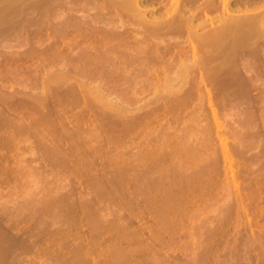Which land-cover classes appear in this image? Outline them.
<instances>
[{
	"label": "rangeland",
	"instance_id": "374dc122",
	"mask_svg": "<svg viewBox=\"0 0 264 264\" xmlns=\"http://www.w3.org/2000/svg\"><path fill=\"white\" fill-rule=\"evenodd\" d=\"M0 1V264H264V0Z\"/></svg>",
	"mask_w": 264,
	"mask_h": 264
},
{
	"label": "bare ground",
	"instance_id": "6f19581e",
	"mask_svg": "<svg viewBox=\"0 0 264 264\" xmlns=\"http://www.w3.org/2000/svg\"><path fill=\"white\" fill-rule=\"evenodd\" d=\"M50 1V0H49ZM117 1V0H116ZM132 2V0H127V1H123L122 0V2ZM135 1V0H134ZM174 1V0H173ZM218 1V0H217ZM224 2L226 1V0H223ZM1 2V1H0ZM9 2V1H8ZM31 2V1H30ZM118 2H121L120 0H118ZM192 2V1H191ZM198 2V1H197ZM134 3V2H133ZM172 3V2H171ZM208 3V2H207ZM123 4V7H124V5H125V3H122ZM131 4V3H130ZM213 4V3H212ZM216 4V3H215ZM36 5V4H35ZM55 5V4H54ZM120 5V4H119ZM133 5H135V4H133ZM200 5V4H199ZM214 5V4H213ZM228 5V4H227ZM239 5V4H238ZM3 6V5H2ZM245 6V5H244ZM54 7V6H53ZM120 8L122 7V5L121 6H119ZM177 7V6H176ZM226 7V6H225ZM13 8V7H12ZM130 8V7H129ZM128 8V9H129ZM202 8V7H201ZM122 9V8H121ZM124 9H125V7H124ZM170 9V8H169ZM178 9V8H177ZM193 9V8H192ZM198 9H199V7H198ZM226 9V8H225ZM129 10H133V8H131V9H129ZM135 11H137L136 10V8L134 9ZM139 10H140V8H139ZM203 10V9H202ZM216 10V9H215ZM7 11V10H6ZM191 11V10H190ZM200 11H201V9H200ZM1 12V11H0ZM127 12V11H126ZM176 12V11H175ZM202 12V11H201ZM125 13V12H124ZM129 13V12H128ZM179 13H180V11H179ZM185 13V12H184ZM195 13V12H194ZM173 15V14H172ZM182 15V14H181ZM180 15V16H181ZM205 15V14H204ZM264 15V14H263ZM171 16V15H170ZM193 16V15H192ZM236 16V15H235ZM239 16V15H238ZM253 16V15H252ZM138 17H140V16H138ZM178 18H179V16H177ZM182 17V16H181ZM249 17V16H248ZM183 18V17H182ZM182 18H180V19H182ZM193 18V17H192ZM218 18V17H217ZM240 18H241V16H240ZM239 17H237L236 19L235 18H231V21H229V19H228V22H227V20H226V23H224V24H222L223 26L221 27L220 26V28L219 29H216V30H214L213 32H210L209 34L208 33H205L203 36H198V35H195L194 34V36H193V38H195L196 40H197V42H198V40H199V42H203V43H205V42H207V43H210L211 45H213V46H216L218 49H219V47H223V46H225V45H227V44H230V45H235V44H239V43H241L242 41H244L245 39L249 42V41H251L252 39H253V41L255 42V40L256 39H258V38H260L261 37V33H263V32H261L262 31V29L263 28H261V26H263L262 25V21L260 20V18H256L255 16H254V18H256V19H254L253 17L252 18H241L240 19ZM135 19V18H134ZM140 19V18H139ZM148 19V18H147ZM173 19H175V16H174V18ZM185 19V18H184ZM253 19V20H252ZM258 19V20H257ZM187 20V19H186ZM190 20V19H189ZM199 20V19H198ZM255 20V21H254ZM141 21V20H140ZM171 21H172V19H171ZM181 21V20H180ZM214 21H216V20H214ZM142 22H144L145 23V21H142ZM192 22V21H191ZM221 22V21H220ZM134 23V22H133ZM194 23V22H193ZM148 24H149V22H148ZM159 24H160V22H158V25H157V27L159 26ZM161 24H163V23H161ZM161 24H160V26H161ZM171 24H172V22H171ZM209 24H210V22H209ZM146 25V24H145ZM170 25V24H169ZM174 25V24H173ZM189 25V24H188ZM196 25V24H195ZM221 25V24H220ZM172 26V25H171ZM190 26V25H189ZM205 26V25H204ZM191 27V26H190ZM167 28V27H166ZM183 28V27H182ZM215 28V27H214ZM188 29V28H187ZM163 30V29H162ZM161 30V31H162ZM168 30V29H167ZM191 30V29H190ZM187 31V30H186ZM164 32H165V30H164ZM171 32V31H170ZM178 32V31H177ZM186 33V32H185ZM165 34V33H164ZM208 34V35H207ZM189 35V34H188ZM262 36H263V34H262ZM192 38V37H191ZM192 38V39H193ZM262 38H264V37H262ZM195 39H193L192 41H194ZM249 39H251V40H249ZM263 40V39H262ZM244 42H246V41H244ZM195 43V42H194ZM258 43V42H257ZM256 43V44H257ZM262 43V42H261ZM244 44V43H243ZM246 44H247V42H246ZM245 44V45H246ZM255 44V43H254ZM255 44V45H256ZM192 45V44H191ZM201 45V44H200ZM195 46V45H194ZM204 46V45H203ZM237 46V45H236ZM190 47V46H189ZM193 47V46H192ZM248 47V46H247ZM195 48H196V46H195ZM212 48V47H211ZM210 48V51L212 50ZM200 49V48H199ZM215 50V49H214ZM249 50V49H248ZM194 51V50H193ZM238 51V50H237ZM247 51V50H246ZM199 52V51H198ZM205 52V51H204ZM239 52V51H238ZM192 53V52H191ZM195 53V52H194ZM193 53V54H194ZM193 57V56H192ZM219 57V56H218ZM214 58V57H213ZM229 58V57H228ZM191 59V58H190ZM210 59V58H209ZM220 59V58H219ZM208 60V59H207ZM213 60V59H212ZM214 60H215V58H214ZM230 60V59H229ZM209 62V61H208ZM203 64V63H202ZM195 66V65H194ZM200 66V65H199ZM213 66V65H212ZM201 67V66H200ZM204 67H206V66H204ZM202 68V67H201ZM207 69V68H206ZM202 70V69H201ZM209 70V69H208ZM210 72V71H209ZM173 94V93H172ZM174 98V97H173ZM190 140V139H189ZM190 142V141H189ZM192 142V141H191ZM186 145V144H185ZM190 144L188 143V145H186L185 147H183V149H184V151H189V149H190V146H189ZM193 145V144H192ZM189 148H188V147ZM180 147V146H179ZM185 148H186V150H185ZM187 148H188V150H187ZM178 149V148H177ZM181 151V150H180ZM177 152V151H176ZM194 154V153H193ZM194 156H195V154H194ZM198 157V156H197ZM195 160V159H194ZM199 161V160H198ZM202 167V166H201ZM201 169V168H200ZM205 169V168H204ZM199 171V170H198ZM200 173V172H199ZM204 173V172H203ZM198 175V174H197ZM204 178V177H203ZM183 180V179H182ZM197 181V180H196ZM189 182V181H188ZM185 184H186V182H185ZM156 185V184H155ZM157 186H159V185H157ZM156 186V187H157ZM195 187V186H194ZM156 190V189H155ZM162 191V189L160 190V192ZM165 192V191H164ZM162 193V192H161ZM166 193V192H165ZM164 194V193H163ZM162 194V195H163ZM165 195V194H164ZM162 203V202H161ZM159 204H160V202H159ZM163 211V210H162Z\"/></svg>",
	"mask_w": 264,
	"mask_h": 264
}]
</instances>
